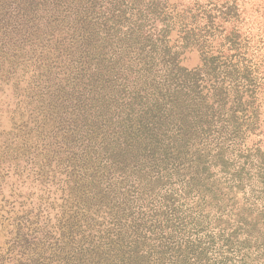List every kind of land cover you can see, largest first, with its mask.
<instances>
[{
    "label": "rangeland",
    "instance_id": "1",
    "mask_svg": "<svg viewBox=\"0 0 264 264\" xmlns=\"http://www.w3.org/2000/svg\"><path fill=\"white\" fill-rule=\"evenodd\" d=\"M132 1L0 0V264H264V0H156L150 23L198 15L191 26L205 46L249 76L230 85L218 72L221 118L239 132L215 120L208 173L194 178L191 155L180 172L163 164L158 179L86 158L74 112L89 60L74 22L97 33L113 10L130 18L150 5ZM182 64L199 67L200 50ZM226 139L222 167L211 160Z\"/></svg>",
    "mask_w": 264,
    "mask_h": 264
},
{
    "label": "trees",
    "instance_id": "2",
    "mask_svg": "<svg viewBox=\"0 0 264 264\" xmlns=\"http://www.w3.org/2000/svg\"><path fill=\"white\" fill-rule=\"evenodd\" d=\"M149 1L145 11L140 3L133 7L130 18L126 11L113 10L97 33L86 26L89 22H74V32L89 57L84 62L88 65L84 84L87 98L82 95L80 104L74 107L75 118L83 123L84 156L99 164L106 161L110 168L139 167L145 170L142 176L156 174L158 179L161 171L167 170L162 169L163 164L180 172L192 161V155L194 178H202L210 170L209 155L203 153L207 151L204 140L210 136L215 120L226 123L224 129L231 127L232 138L239 132L234 119L221 118L226 114V93L217 84L218 72L225 68L222 82L231 78L230 85L249 76L229 71L222 52L205 46L208 35L191 26L198 15L188 19L178 14L172 24L160 26L148 18L163 5ZM132 2L135 6L140 0ZM177 26L180 37L174 41L172 33ZM193 49L200 50L202 64L188 69L182 64V56ZM213 80L208 89L206 83ZM233 140L216 144L217 154L211 160L215 165L226 167L223 145Z\"/></svg>",
    "mask_w": 264,
    "mask_h": 264
}]
</instances>
